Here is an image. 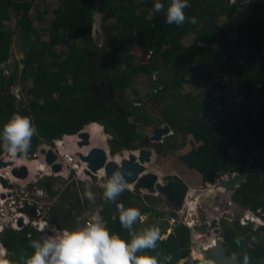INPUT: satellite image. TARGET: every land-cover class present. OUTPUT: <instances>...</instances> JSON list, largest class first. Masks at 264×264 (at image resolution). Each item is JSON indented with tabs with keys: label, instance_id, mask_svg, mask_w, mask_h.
Here are the masks:
<instances>
[{
	"label": "trees",
	"instance_id": "16d2710c",
	"mask_svg": "<svg viewBox=\"0 0 264 264\" xmlns=\"http://www.w3.org/2000/svg\"><path fill=\"white\" fill-rule=\"evenodd\" d=\"M95 1L63 0L53 11L49 40L40 42L30 15L34 0H0V130L14 113H19L30 117L38 129L28 153L35 152L43 142L53 143L86 127L95 129L99 140L106 141L103 127L112 137L110 144L114 153L141 148L138 140L142 139V133L129 118L149 125L152 120L148 110L142 104L136 108L127 99L121 112L99 99L89 85L94 65L89 63L82 47L104 53L109 61L107 75L116 94H125L133 76L139 74H158L159 88L155 86L150 98L160 100L161 94L177 92L185 84L203 82L212 86L209 102L202 103L185 95L177 109L168 107L162 111L172 129L192 135L195 143L200 144L179 155L180 161L197 172L201 183L208 187L215 184L219 175L242 174L250 165L247 181L234 192L233 201L250 212L264 214V5L251 3L252 13L236 28L237 36L233 38L220 25L222 18L231 22L235 17L237 7L230 0H188L190 7L184 9L185 15L195 16L197 22L192 24L186 20L180 27L166 23L170 0H161L165 4L162 12L154 11L155 0H101L103 42L98 47L92 36ZM12 13L17 18L16 26L24 33L21 79L26 83L31 80L26 88L28 99L21 103L12 88L17 84L19 63H14L13 74L9 77L6 74V69L11 67L14 31L5 21H10ZM192 32L195 37L186 45L184 39ZM32 35L36 37L31 39ZM58 45L67 46L68 54L58 55L54 48ZM136 47L147 62L131 68V74L114 68L115 64L125 62L126 68L131 67L129 52ZM163 70L173 73L171 80L161 78L159 74ZM227 81L242 92V104H229L225 100ZM115 101L121 98L116 96ZM211 114L217 118L201 120L202 116ZM234 147L238 148L236 158L230 153ZM2 150L0 147V153ZM44 180L49 192L55 194L53 181ZM74 197L79 201L78 195ZM129 198L134 196L125 190L116 202L102 200L100 212L110 235H119L126 241L131 239L129 230L122 227L119 213L115 214L113 208ZM51 212L55 213L56 209L52 208ZM64 227L69 228L68 224ZM33 232L28 240L21 232L6 231L2 241L7 247V257L13 251V258L25 264L34 252L31 242L37 240V232ZM161 234L168 236L158 241L155 249L145 250L157 256L160 264H180L190 257L192 242L188 227L181 224L171 234L167 230ZM223 237L227 254L235 256L239 264H244L245 255L249 258L248 264H264V226L254 231L236 222L234 227L224 228ZM167 255H171V261L165 260Z\"/></svg>",
	"mask_w": 264,
	"mask_h": 264
},
{
	"label": "rangeland",
	"instance_id": "374dc122",
	"mask_svg": "<svg viewBox=\"0 0 264 264\" xmlns=\"http://www.w3.org/2000/svg\"><path fill=\"white\" fill-rule=\"evenodd\" d=\"M63 0H34L33 3V8L30 12L31 18L34 19V27L37 29L38 33L40 34V42L41 41H48L50 36H49V28L51 26V22L54 19V10L58 8V6L62 3ZM256 2L258 5H264V0H235L234 5L237 7V11L235 14L234 19L231 22H228L225 18H222L220 20V25L222 29L225 31H228L231 35V37L235 38L236 35V28L252 13L253 9L251 7V3ZM231 3V0H230ZM233 4V3H232ZM40 16H43V19L40 18ZM17 18L14 13L11 14V19L10 21H5V23L8 25L9 28H11L14 31V44L12 46V57H11V67L9 72L7 73V76L11 75L14 70L12 69L14 66V63L18 62V68H17V79H16V86L13 87V91L16 94V97L20 100H27V94H26V88L31 84V80L28 81L27 83L24 82L21 79V74L24 70V65L22 63V60L24 58V33L21 29H19L16 26ZM95 46L100 47L103 42V34H96L93 32L92 34ZM36 35H32L31 39H34ZM195 37V33L192 32L190 33L185 39L184 43L186 45H189L190 42L193 40ZM78 43L80 47H82V42L79 41ZM55 52L58 55H67L68 54V48L65 45H58L55 46ZM83 53H85L91 63H95L96 67L98 66L99 71L95 72L94 75L96 76L100 72L103 73L105 71L104 65L106 64L105 60V55L100 51L97 54V50H92L90 48H83L81 49ZM131 67L126 68V62L123 63L122 65L115 64L114 68L117 70L122 69L126 73L131 74V68L135 67L136 65H139L143 62H147L146 57H144L143 53L139 49V47H136L133 49L131 52H129V58H128ZM127 60V61H128ZM109 62V61H107ZM162 79L164 80H171L173 73L169 71H161L159 74ZM158 78V74L154 73L153 75H144V74H139L133 76L131 87L127 89L125 94H120V98L122 101H125L129 99V101L136 105V108H138L137 105L142 104L143 108L145 110H148L150 118L152 120V123L149 125L138 123L137 120H135L134 117H130L129 120L131 122H135L138 125V130L142 133V136L145 138H149L153 135V132L156 128H165L168 127L167 121L164 119V116L162 115V111L169 108L177 109V106L179 102H181L182 96L185 95H191L194 99L201 101L202 103L209 102V92L212 89V86H207L203 84V82H194L190 84H185L179 91L177 92H172L169 91L167 94L162 95V98L156 99V98H150L151 92L154 91L155 86L156 88H159L157 85L156 81ZM94 84L97 83L96 80H93ZM99 81V80H98ZM103 82V81H102ZM227 90H226V96L225 100L229 104H237L240 105L242 104V101L244 100V96L242 92H240L239 88L236 85H233L230 81H227ZM109 85V83H108ZM112 85V82L110 83ZM97 88L102 89V95L101 96H106L109 93V90L106 87V83H100L95 85ZM110 95H108V98ZM107 98V99H108ZM141 98L143 99L140 103H135V99ZM106 99V100H107ZM141 105V106H142ZM170 127V126H169ZM88 129V128H86ZM93 131H96L95 129H92ZM97 133V132H96ZM107 133V132H105ZM107 138L109 137L108 134ZM93 139V138H92ZM71 140V139H70ZM139 142L141 140H138ZM68 142V141H67ZM101 142H104L102 140H99L98 137L95 140V142H92L91 146H103L100 144ZM160 145L157 146L156 148L154 147V156L152 163L149 164L148 166V171L151 172H160L163 176V178L167 179H179L184 181L187 186H188V191L189 193L191 191H200V194L202 195V202L199 203L197 206V213L196 217L198 220H200V223H207L209 224V227L211 230L215 231L217 230L218 233H214V235L217 237V239H222L223 240V233H224V228L221 225V220L224 219L225 227H233L232 226V221L235 220V210L236 208L232 205L230 202V194L226 193V191L219 187L221 184H218L215 186L213 189L209 190V187L207 185H204L201 183V178L198 176L199 174L195 171L197 176L194 178V173L192 170H189L188 167H185L183 163L180 161L179 155H184L189 150L198 147L200 144L195 143L192 135H189L186 132L182 131H175L171 130L169 133L164 136L160 142H157ZM45 142L41 143L39 146H43ZM105 144V143H104ZM155 145V144H153ZM80 147V146H79ZM87 147V146H85ZM110 147V146H109ZM106 148L108 149V145L106 143ZM111 151V149H109ZM231 155L236 158L238 155V148H232L230 149ZM6 154L7 155V160L10 162H14L13 164H16L14 161V158L9 156L8 153H6L4 150L0 153V155ZM39 154V158L32 160V161H27L26 159L19 160L20 162L26 161L27 163L30 164V168L32 171V176L29 177V180H32V177L34 176V165L37 166L39 165V161L44 158V154ZM120 155L123 157V153L119 152ZM3 157V156H2ZM108 157L110 160H114L116 156L112 154V151L108 153ZM18 158V157H17ZM16 162L18 159H15ZM44 160V159H43ZM82 163H84L82 159ZM29 164H27L29 166ZM83 165V164H82ZM70 166V165H69ZM16 168V167H15ZM57 177L53 179L55 181V187L54 190L56 192L55 195L50 197L48 200V204L44 205L45 209L48 210L49 208H55L56 212L55 213H47V216L50 217L51 222L57 224V227L55 230L56 234L59 235L64 231V225L68 224L69 228L67 227V230H74L80 227H83L82 224H79L77 222V219H73L76 216L80 214H84L85 216H90L92 214H100L102 210V203L101 201H105L103 198V188L102 184L106 182V179L104 178H92V177H85L83 175L77 176L75 173L74 176L71 177H66L65 175H57L53 176ZM229 177L223 178V181H228ZM161 178L157 180V182H160ZM222 182V181H221ZM156 184V183H155ZM155 186V185H154ZM214 186V185H212ZM92 191L94 194L95 199L93 201H89L88 198L85 196V191L89 189ZM206 191H209L208 193H211L213 195L212 197L206 198ZM203 192V193H202ZM74 195H78L79 201L74 197ZM194 196H197V194L193 193L191 195V199L195 198ZM140 198V197H138ZM138 198H129L125 200L122 204L124 205L125 208L128 207H135L138 208L142 214L144 210V204L148 205V209H155L156 211L164 212L165 217H160L156 215L155 212H153L152 215H146L147 220H145L143 223L137 221L133 227H134V232H141L145 230L146 228L152 227V226H157L160 228L161 231H166L169 234V232L173 231L174 223L169 220L170 214L172 215L174 213V207L173 205L169 203H165V200L160 199L159 201H154L152 199H147V201H144L143 199H138ZM189 198V195H188ZM188 198L185 199L184 202H186V212L187 209L189 211V207H187L188 203ZM228 205L226 203L228 202ZM51 202V203H50ZM120 204V203H119ZM229 208H228V207ZM147 208V207H146ZM144 215V214H142ZM68 216V217H67ZM151 216V217H149ZM187 217V214H186ZM250 217V216H249ZM255 217V216H254ZM247 217H245L246 219ZM258 220H260V226L264 224V214L257 215L256 217ZM245 219H242L241 222ZM73 220V221H72ZM184 221V220H181ZM262 222V223H261ZM198 225V222H196ZM200 225V224H199ZM243 225L252 227L251 224H248L246 222L243 223ZM258 226V225H257ZM256 227H252L253 229L257 230ZM252 229V230H253ZM255 231V230H254ZM195 232V231H194ZM166 238L168 235H164ZM202 239V238H201ZM262 239V237L260 238ZM199 242V240H198ZM203 244V241L201 242V245ZM195 245L197 244H192V249L197 250ZM249 246L252 247V244ZM192 256V253H191ZM204 257V256H203ZM195 261L199 262L200 260L194 259L192 257L191 261L183 260L180 262V264H184L188 262L189 264H193ZM209 262L203 258L199 262V264H208Z\"/></svg>",
	"mask_w": 264,
	"mask_h": 264
},
{
	"label": "clouds",
	"instance_id": "9594fccd",
	"mask_svg": "<svg viewBox=\"0 0 264 264\" xmlns=\"http://www.w3.org/2000/svg\"><path fill=\"white\" fill-rule=\"evenodd\" d=\"M231 3L234 4L235 0H231ZM188 7H190L188 0H170V3L168 4V6L166 8V15H165L166 23L169 25L175 24L177 27H180L186 22V20H188L190 23L195 24L197 22L195 16L188 18L185 15L184 9H186ZM153 8H154L155 12H162V11H165V4L162 3L161 0H155ZM8 70L9 69H6V71H8ZM86 128H88V127H86ZM86 128L82 129L80 132L73 134V135H77L83 131H88V129H86ZM165 128H167V127H165ZM165 128L161 127V128H159V130L165 129ZM168 128H170L172 130V128L169 127V125H168ZM102 131L105 133L103 127H102ZM105 134H108V133H105ZM36 135H38V129L32 123L31 118L28 116H25V115H21L19 113H14L12 115V117L4 124L3 129L0 130V147H2L3 150L6 153H8L11 157H13L14 159H18L17 162H16V160H14L16 163L15 167L26 166L28 168V176L27 177L32 176V171H31L30 165L28 166L27 165L28 163L26 161L20 162V160L28 158L27 156H24V154H22V153H28L27 151L29 150V148L31 146L32 138ZM73 135H66V136H73ZM108 135H109V137L106 139V143L109 142L108 139H112L110 134H108ZM153 137H154V132H153ZM153 137H152V140H153ZM69 139L70 138L66 139V141H68ZM153 141L160 142V140L159 141L153 140ZM45 143H47V142H45ZM138 144H140L139 141H138ZM43 149H45V151H46V153L44 154V158H43L44 160L43 161L45 162L46 166H51L53 163L50 165L46 162V154L48 153V151L46 150L45 147H43L41 149V154H43L42 153ZM105 149H106L107 153L111 152V151H109V149H110L109 146H108V149L107 148H105ZM143 149L152 150L151 148H143ZM128 150H130V149H128ZM136 150L139 151L141 149L138 148ZM136 150L131 149V151H133V152ZM152 152L154 153L153 150H152ZM18 154H20V156H17ZM127 154H129V151H127ZM21 157H23V158H21ZM31 157H33L34 159L39 158L38 155L37 156L32 155ZM125 157L128 158V156H125ZM56 159H57V157H56ZM29 160L32 161L33 159H29ZM152 160H153V156H152ZM4 162L9 163L10 161H4ZM85 162H87V161H85ZM118 163H120V162H118ZM151 163H149V164H151ZM149 164L146 165L147 170H148ZM8 166H12V165H8ZM37 166H39V165H37ZM37 166L34 165L33 171H35V172L33 174L34 176L32 177V180L34 178H36L35 177L36 175L39 174V173H37V170L39 169V167L37 168ZM4 168H6V167H4ZM72 168L74 170V167H72ZM87 169H89L88 164H87V168H85V170H84V173H86ZM39 172L41 174L45 173V176H42L39 178V180L37 182V186L40 187L41 189L45 190L46 193L49 194V199H50V197H52L56 193L51 194L49 192L48 188L42 187V183H45V180H44L45 178H48V179H51L52 181H54L53 179H55L57 177H53L55 175H48V173H46L47 171H39ZM75 173L76 172L74 171L73 174L75 175ZM147 173H154L158 176V179L161 178L160 182H156V184L154 186V188L156 190L155 193H150L148 190L141 188V187H138L137 184H129L127 182V180L125 179L124 174L120 170H115L112 173L111 177L108 179L106 178L105 173L104 174L101 173V176L104 175L105 176L104 179H106V182H104L102 184L103 198L109 202H116L117 197L120 196L123 192H125V190H128V191H130V193H132V195L135 198L140 197L141 199H143L144 201H147V202H148V200H147L148 198L152 199L154 201H159L160 199H162V200H165L164 201L165 203H169V204L173 205V207L175 209L174 214H177L178 217L180 218V225L181 224L184 225V223L181 221L182 217L186 216V214H187V217L189 215L188 209H187V213H185L186 212V202L183 203V206L181 208H176L174 206V203L169 202L167 200V198L163 194H161L160 189H159L160 187H165L169 183V181H172V180L174 181V180H179V179H167V177L163 178L162 177L163 175L158 171L157 172L148 171ZM159 174H161V176ZM80 175H82V174H80ZM231 175H233V174L219 175L216 178V180H218L220 177L223 178L225 176L228 177ZM0 177H3V176H0ZM0 185L2 186L1 182H0ZM33 185H34V183L32 184V186ZM132 185H134V186L132 187ZM2 189L4 190V189H9V188H3V186H2ZM84 194L88 198L89 201H93L95 199L94 194L92 193L90 188L87 189ZM140 198H138V199H140ZM233 203L234 202L232 201V205H233ZM143 206H144V210L147 211V213L144 212V215L141 214V212L138 208H135V207L125 208L123 204L117 205L118 212H119L120 224L122 225L123 228L129 230V234L131 236L130 241H126L125 239L121 238L119 235H116V234L110 235L109 230L107 229L105 224L102 222V218L100 219L99 216H92L91 219L88 222H86L83 227H80V228H77L74 230L64 229V231L57 236H54L52 229H50V230H48V234H49V231H51L52 235H50V236H53V238L46 239L44 237V239H43L41 237L43 243L32 241L31 247L34 249V252L31 255V257L26 260L25 264H160V261L157 258V256L150 255L145 251L148 249H155L157 247L158 241H162V240L166 239V237L161 234L160 228L157 226H152V227L146 228L145 230H143L141 232H133L132 229H133V225L137 221L143 223L145 220H147L146 215H149L150 212H152V214H153V212H155L156 215H157V213H163L164 214L163 217H165V213L160 212V211H156L153 208L148 209L149 207L146 204H144ZM31 209H33V208H31ZM181 209L184 210V214L180 213ZM51 210H52V208H49L47 210V213L50 214ZM247 214L255 216V217H257V215H258V214H255L253 212H250ZM247 214L240 217L241 220L245 219V216ZM80 215H83V214H80ZM80 215H78V216H80ZM32 216L36 217L37 215L35 213V215H32ZM196 216L197 215L195 214V216L192 218V220H193L195 225L197 224L196 222H198V225H199L200 220H198ZM77 217H76V219H77ZM149 217H151V216H149ZM46 218L50 223L55 224V223L51 222L50 217L47 216V214H46ZM171 219H174V218H173V215L170 214L169 220H171ZM247 220L249 221V219H247ZM248 221H246V219H245L243 221V223L244 222L248 223ZM250 221H252V220H250ZM171 222H172V220H171ZM252 222H254V221H252ZM21 223H22V219H21ZM175 223H176V220H175L174 224ZM243 223L240 221V224L242 226H245V225H243ZM254 223H256V222H254ZM256 225H258L257 229L259 227H261L260 226L261 224L259 225L258 223H256ZM262 226H264V224H262ZM56 227H57V225H56ZM186 227H188V226H186ZM245 227H248V226H245ZM175 228L176 227H173V229H175ZM188 228L191 231V242H192V244H194L193 240H196V239H198L200 242H202V240L200 238H198V236H201V235H195V233L192 232L191 228L190 227H188ZM249 228L253 229L252 227H249ZM26 229H28V230L32 229L34 231H38L42 235L48 229V226L47 225L44 226L43 224H41L40 230L36 229L32 226H28ZM254 230H256V229H254ZM173 231L169 232V234H171ZM31 235H32V233H31ZM213 235H214V231H213ZM193 236H194V238H193ZM218 240H221V239H218ZM221 241H223V240H221ZM212 246L213 245H209L208 249ZM207 250L204 251L205 252V259L207 261H211V260L207 259V254H206ZM193 251L194 250L192 249L191 253H193ZM196 251H198V250H196ZM199 253L201 254V252H199ZM171 259H172L171 255H167L165 257L166 261H171ZM248 259H249L248 256L245 255L244 264H248ZM0 264H12V261H10L7 258V250L4 248H0Z\"/></svg>",
	"mask_w": 264,
	"mask_h": 264
},
{
	"label": "water",
	"instance_id": "95a60500",
	"mask_svg": "<svg viewBox=\"0 0 264 264\" xmlns=\"http://www.w3.org/2000/svg\"><path fill=\"white\" fill-rule=\"evenodd\" d=\"M101 7L102 2L101 0L95 1V7L94 10L96 11L95 15V23L93 27V32L96 34H101L102 29V14H101ZM113 88V87H112ZM143 99L138 98L135 99V103H140ZM216 114L211 115H205L201 117V120H213L216 119ZM170 131V128L165 129H156L154 131V137L153 140H161L162 136L167 135ZM79 138L81 139L78 141V145L80 147L85 146H91L92 140H91V134L89 131H83L78 134ZM263 147L259 148L256 152L253 153L255 155L257 152L262 150ZM128 158H123L120 163H118L115 160H110L108 158V153L106 149L102 146H93L91 150L85 155L80 154L81 158L84 161L88 162L89 169L86 170V173L90 175L92 178L97 177V173L100 169L105 170L106 178H110L112 173L115 170H120L124 176L125 179L129 184H137L138 187L144 188L148 190L150 193H155L156 190L154 188L155 183L158 180V176L154 173H147L146 165L152 162V156L153 152L150 149H141L139 151H131L128 150ZM42 153L45 154V149L42 150ZM17 156H20L18 154ZM56 155L52 150H49L46 154V162L48 164H52L54 160L56 159ZM254 158V156H253ZM8 165H13V162H3L0 161V167H7ZM251 166L248 165L247 170L245 173L242 174H233L229 177V180L223 181L225 177H220L217 181H219L221 184L219 187L223 188L226 193L233 194L239 187H241L246 181L247 176L250 172ZM62 169V166L60 164L53 165V171L58 172ZM12 174L17 177L24 179L28 176V168L26 166H20L16 167L12 170ZM222 181V182H221ZM0 182L3 186V188H12V185L9 184V182L4 178L0 177ZM160 192L163 194L167 200L171 203H174V206L176 208H181L183 206V203L185 199L188 197L189 191L188 186L184 181L181 180H172L169 181V183L165 187H160ZM117 205H114V212H118ZM233 206L237 209V211L241 214H239V217H242L246 213H250L248 210L244 209L242 206L238 205L237 203H233ZM26 210V209H25ZM28 211L35 215L36 210L28 209ZM149 215H152V212L149 213ZM173 218L176 220V223L174 224V227L180 226V218L177 214H173ZM249 224H251L252 227H256V223L252 221H248ZM258 227V226H257ZM195 235H202L205 237V240L207 238H210L213 235V230L210 229L209 224L207 223H200V225H196L194 227ZM216 233H218L217 230H215ZM214 231V233H215ZM49 235H52V232L49 231ZM207 259L211 260L213 264H239L238 260L235 258V256L228 255L226 252V247L224 243L220 240L216 242L215 245L210 247L207 250ZM192 257L190 256L187 261H191ZM201 261V259H198ZM199 261V262H200Z\"/></svg>",
	"mask_w": 264,
	"mask_h": 264
},
{
	"label": "built area",
	"instance_id": "2783aa9c",
	"mask_svg": "<svg viewBox=\"0 0 264 264\" xmlns=\"http://www.w3.org/2000/svg\"><path fill=\"white\" fill-rule=\"evenodd\" d=\"M78 135V134H77ZM70 136H63L62 138L55 139L53 143H45L42 147L39 146L37 151L34 153H22L24 156L30 157L32 155L37 156L40 153L41 154V149L43 147L46 148L47 151L51 150L57 155V159L53 162V164H61L62 171L57 174L56 172H53L51 169V166H47L48 169H51L50 171H47L48 175H65L66 177L73 176V172L75 171L77 176H80L81 172L76 168V166L81 165L82 171L87 168V162L84 161L82 163V160H80V163L77 162H69L70 158V152L64 153L62 151V147L64 143H66V139H68ZM67 144V143H66ZM3 156V157H2ZM10 155L8 154V157ZM0 160L2 161H8L7 160V155L3 154L0 155ZM83 164V165H82ZM70 165V166H69ZM15 167V164L12 166H8V170L4 171V168L0 169V176L5 177L8 182L12 185L11 189H2V186L0 185V189L3 190V192H0V236L1 234L6 231L7 228H13L16 230H24L28 226H32L36 229L40 230V225L43 224L44 226H48V229L42 234V237H47L48 238H53V236H50L48 234V230L52 229L54 236H57L56 232L54 229H56V225L50 223L47 218V210L45 209L46 204H48L49 200V194L46 193L45 190L41 189L40 187L37 186V182L40 177L45 176V173L41 174L39 170H37L38 175H36L33 180H29V177L25 179H20L12 175V170ZM39 166H37L38 168ZM74 167V170L73 168ZM83 176L85 177H90L86 173H82ZM101 178H105L103 175ZM34 185L32 186V184ZM4 194V195H3ZM31 208L36 209V217H33L30 212H28V209L30 210ZM26 209V210H25ZM181 214H184V210H180ZM92 216H99L101 219L100 214H92L90 216H85L80 215L77 217V222L79 224H82V226L85 225L86 222H88ZM22 219V223H21ZM172 222H174V219H171ZM191 228V227H190ZM192 230V228H191ZM42 231V230H41ZM193 234V233H192ZM28 236H31V232L28 234ZM194 238V236H193ZM193 240L196 249L201 252V242ZM209 247V246H208ZM206 248V250L208 249ZM0 248H5L3 241L1 240L0 237ZM7 250V249H6Z\"/></svg>",
	"mask_w": 264,
	"mask_h": 264
},
{
	"label": "flooded vegetation",
	"instance_id": "af4514ba",
	"mask_svg": "<svg viewBox=\"0 0 264 264\" xmlns=\"http://www.w3.org/2000/svg\"><path fill=\"white\" fill-rule=\"evenodd\" d=\"M97 52V54L99 53L98 51H96ZM104 54V53H103ZM88 60H89V58H88ZM105 60H106V64L104 65V67H105V71L103 72V73H99V74H97L96 76L94 75V71L95 72H98L99 71V68H98V66L96 67V64L93 62V63H91L90 62V60H89V63L90 64H92V65H94V69H93V72H92V79H91V81H90V88H91V90L97 95V97L99 98V99H101L102 101H104V102H108V103H111L112 105H113V107L114 108H116V109H119L121 112H124V110L122 109V104L123 103H125L127 100H125V101H115V98H116V96L117 97H120V94H116V92H115V90H114V88H112L113 86L112 85H110V80H109V78H108V76L109 75H107L108 74V69L106 68L107 67V59H106V57H105ZM13 70H14V68H12ZM10 70V69H9ZM9 70L8 71H6V74L9 72ZM14 73V72H13ZM12 73V74H13ZM93 80H96L97 81V83L96 84H99V82L102 84L103 82L104 83H106V87H107V89L109 90V93L110 94H108V95H110V97L108 98V95H106V96H101V94H102V89L101 88H97L95 85L96 84H94V81ZM99 80V81H98ZM103 81V82H102ZM108 83H109V85H108ZM13 88V87H12ZM102 95H105V94H102ZM108 98V99H107ZM107 99V100H106ZM140 105V104H139ZM156 129H159V128H156ZM164 136H166V135H164ZM164 136H162V138H161V140L164 138ZM152 137H153V135L150 137V139L148 138H145V137H142V139H141V141L139 142L140 143V146H141V148L140 149H143V148H151L153 151H154V147L156 148L157 146H159L160 144L159 143H157V142H155V141H153L152 140ZM110 140L111 139H108V141L109 142H107V144H108V146H110L109 148L111 149V144H110ZM153 144H155V145H153ZM131 150V149H130ZM111 151H112V149H111ZM127 151H128V149L126 150H122V151H120V152H122L123 153V156L125 155V153H127ZM112 154H114V156H116V160H118V161H121L123 158H125V156L122 158V155H120L119 154V152H116V153H114V152H112ZM27 160H29V159H33V160H35L33 157H28V158H26ZM0 161H2V160H0ZM4 162V161H3ZM1 168H4V167H0V169ZM160 176H161V174H159ZM176 178V177H175ZM174 178V179H175ZM55 181H53V186H52V188L54 189V187H55ZM219 184V181H217L216 180V183L214 184V186H217ZM42 187L43 188H47V186H46V184L45 183H42ZM211 194V193H210ZM232 195V197L230 198V202L232 203V201H233V194H231ZM230 195V196H231ZM234 203H237L238 204V202H235V201H233ZM228 203H229V199H228V202L226 203V205H228ZM239 205V204H238ZM241 206V205H240ZM187 207H189V215H188V217H186V216H183L182 217V220H184L186 223H188V220L189 219H192L191 218V215H195L196 213H197V211L195 210V208H194V205H193V202H190L189 200H188V203H187ZM236 212H235V220H233L232 221V226L234 227V223H236V222H238V223H240V221H241V218L239 217V214H241V213H239L238 211H237V209L235 210ZM174 214V213H173ZM172 214V215H173ZM172 217V216H171ZM224 221V219H222L221 220V225H222V227L223 228H227V227H224L225 226V223L223 222ZM175 222V221H174ZM173 222V223H174ZM195 225V224H194ZM224 225V226H223ZM196 226V225H195ZM232 228V227H231ZM213 237L215 238V242H217L218 241V239H217V237H215V236H211L209 239H210V241H211V243L213 244V242H212V239H213ZM222 237H223V235H222ZM208 239V238H207ZM223 241L225 242V240H224V237H223ZM225 245V244H224ZM226 247V246H225ZM227 251V250H226ZM239 262V261H238Z\"/></svg>",
	"mask_w": 264,
	"mask_h": 264
},
{
	"label": "bare ground",
	"instance_id": "6f19581e",
	"mask_svg": "<svg viewBox=\"0 0 264 264\" xmlns=\"http://www.w3.org/2000/svg\"><path fill=\"white\" fill-rule=\"evenodd\" d=\"M93 128H91V127H88V131L90 132V134H91V138H93V139H91L92 140V142H95V140L97 139V133H96V131H93L92 130ZM70 139L68 140V142L66 141V143H64V145H63V147H62V151H64V153H66V152H70L71 154H70V158L68 159L69 160V162L70 161H72V162H77L78 160V162L77 163H80V160H82V158H81V156H80V154H83V155H85V154H87L88 152H89V150H91V148H92V146L90 147V146H87V147H79V145H78V141H80L81 139L79 138V136L78 135H73V136H70L69 137ZM99 139V138H98ZM105 143V144H104ZM100 144H102L103 145V147H105L106 148V141H104V142H101ZM52 150V149H51ZM124 156H128V154L127 153H125V155ZM123 156V157H124ZM122 157V158H123ZM15 160V159H14ZM114 160H116V157H115V159ZM117 162H121V161H118V160H116ZM39 171H50L51 169L53 170V165H56V164H52L51 165V169H48V167L46 166V164H45V162L43 161V159L42 160H40L39 162ZM58 164V163H57ZM76 168L78 169V170H80V172H81V174L83 173L84 174V171H82V167H81V165H79V166H76ZM4 171H6V170H8V167H6V168H4L3 169ZM62 171V169L60 170V171H58V172H56L57 174H59L60 172ZM101 173H105V170L104 169H100L99 171H98V173H97V177H102L101 176ZM134 185H132V187H133ZM215 186H211V187H209V190H211V189H213ZM0 192H3V190H1L0 189ZM209 191H206L205 193H206V198H209V197H212L213 198V195L212 194H210V193H208ZM193 193H195V194H197V196H194L195 198H193V199H191L190 197H191V195L193 194ZM203 193V192H202ZM189 198H188V200L190 201V202H193V205H194V208H195V210L197 211V209H198V205H199V203H201L202 202V195L200 194V191H198V193L196 192V191H191L189 194ZM228 207V206H227ZM229 208V207H228ZM247 214V213H246ZM195 215H191V218H193ZM250 216V217H249ZM245 217H247L246 218V221H248L247 219H249V221L250 220H252V221H254V222H256V223H258V224H260V220H258L256 217H254V216H252V215H249V214H247ZM183 223H184V225H186V226H188V227H191L192 228V232H194L195 230H194V227H195V225H194V222H193V220L192 219H189L188 220V223H186L185 221H182ZM262 223V222H261ZM212 236H215V235H212ZM216 237V236H215ZM198 238H202L201 240L203 241V244L201 245V254L198 252V251H193V257H194V259H201V260H203V258H205V250H206V248L209 246V245H214V244H216V242H215V238L213 237V239H212V242H213V244L211 243V241H210V239L208 238V239H206L205 240V237H203L202 235L201 236H198ZM222 240V239H221ZM220 241V240H219ZM223 243H224V241H222ZM204 256V257H203Z\"/></svg>",
	"mask_w": 264,
	"mask_h": 264
},
{
	"label": "crops",
	"instance_id": "0c3cea01",
	"mask_svg": "<svg viewBox=\"0 0 264 264\" xmlns=\"http://www.w3.org/2000/svg\"><path fill=\"white\" fill-rule=\"evenodd\" d=\"M154 156V155H153ZM29 162H30V160H28ZM29 164V163H28ZM30 165V164H29ZM199 177H200V175H198ZM52 213V212H51ZM57 225V224H56ZM62 228H64V229H66L67 230V227H62ZM70 229V228H69ZM10 230H12V231H18V232H21V234H23V235H26V237L28 238V240H30V238H32V235L34 234V230H32V229H30V230H28V229H25V230H16V229H13V228H7L6 229V231H10ZM6 231H4L2 234H1V240H2V236H4L5 235V232ZM32 233V235L31 236H28V234L29 233ZM37 233V242H41V243H43V241H42V239H41V237H42V235H41V233L40 232H38V231H36ZM43 238V237H42ZM46 239H47V237H45ZM44 239V238H43ZM4 244V243H3ZM5 246V245H4ZM5 248L7 249V247L5 246ZM14 257V253H13V251L11 252H9L8 253V259L10 260V261H12V264H20V261L18 260V258L17 259H14L13 258Z\"/></svg>",
	"mask_w": 264,
	"mask_h": 264
}]
</instances>
